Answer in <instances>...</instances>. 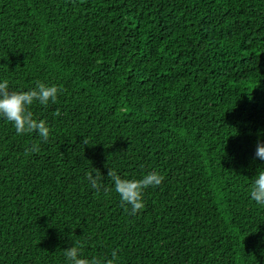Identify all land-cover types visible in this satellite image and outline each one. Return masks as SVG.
<instances>
[{
	"label": "trees",
	"instance_id": "obj_1",
	"mask_svg": "<svg viewBox=\"0 0 264 264\" xmlns=\"http://www.w3.org/2000/svg\"><path fill=\"white\" fill-rule=\"evenodd\" d=\"M5 80L60 91L47 141L0 117V264H264V0H0ZM108 168L164 179L129 215Z\"/></svg>",
	"mask_w": 264,
	"mask_h": 264
},
{
	"label": "clouds",
	"instance_id": "obj_2",
	"mask_svg": "<svg viewBox=\"0 0 264 264\" xmlns=\"http://www.w3.org/2000/svg\"><path fill=\"white\" fill-rule=\"evenodd\" d=\"M59 91L60 89L56 86H46L39 81L36 82L35 88L27 91H9L8 81L0 82V117L12 123L18 135L37 132L40 137L47 141L50 132L49 127L43 119H35L29 109L34 102L45 107L50 101L56 103ZM54 115H60L59 109L55 111ZM84 143L87 145L86 140ZM39 151V145L34 143L30 148L25 149V155ZM255 155L264 160V143L258 142ZM107 176L113 181L115 191L120 195L122 207L129 215L137 214L145 208L144 190L150 186H159L164 179L162 175L154 171L149 172L142 179H123L114 169L110 168H108ZM87 179L97 193L101 189L106 194L111 191L110 188L102 185V176L98 169L95 175L88 173ZM250 196L258 205L264 206V170L257 173L250 189ZM81 247L72 246L65 249L64 255L69 264H115L118 260L116 250L112 251L110 259L103 261L96 257L92 259L81 258Z\"/></svg>",
	"mask_w": 264,
	"mask_h": 264
}]
</instances>
